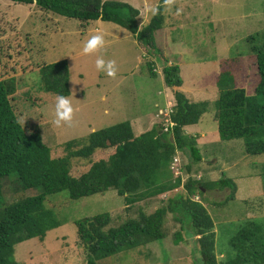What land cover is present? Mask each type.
I'll list each match as a JSON object with an SVG mask.
<instances>
[{
  "label": "rangeland",
  "instance_id": "obj_1",
  "mask_svg": "<svg viewBox=\"0 0 264 264\" xmlns=\"http://www.w3.org/2000/svg\"><path fill=\"white\" fill-rule=\"evenodd\" d=\"M150 3L158 6L160 0H150ZM177 9H182L179 15H176ZM164 15L165 25L159 31L163 37L160 39L158 32L156 38L166 53V60L161 56L154 59L145 56L128 29L107 21L104 24L116 27L102 26L101 31L106 33L105 47L97 53L83 55V45L95 33L93 28L97 23L83 26L78 19L46 11L36 3L0 0V79H16L18 88L12 99L15 111L20 120L26 121L28 130L32 127L39 130L51 147L52 156L64 155L65 144L70 139L125 120L131 121L136 134L153 125L161 126L156 103L164 104L165 100L159 91L168 93L169 99H175V91L166 85L162 68L159 69L163 78L150 74L147 61L154 60L159 67L170 61L180 65L183 84L176 90L185 93L190 90L193 94L186 95L191 100L197 98L194 101L216 100L220 85L228 83L227 78L221 79L224 71L232 73L237 87L245 88L250 94L255 91L260 80L255 53L264 45V0H176L170 10L164 9ZM67 20L71 21L70 26H63ZM101 56L116 62L115 78L96 69L95 61ZM64 58L70 67L71 94L67 98L75 111L71 125L57 128L52 124L57 96L42 88L40 69L44 64ZM197 90L202 92L194 93ZM198 124L199 131L191 134H197L204 158L192 164V175L212 180L230 177L237 184L236 195L231 200L228 199L233 189L229 187L192 196L202 200L215 220L216 250L221 260L231 252L229 238L233 223L240 218L264 216L260 175L264 169V153H247L242 138L221 139L214 105ZM200 129L206 137L198 135ZM113 150L110 148L107 152ZM176 156L187 172L190 156L179 151ZM96 159L74 158L73 174L86 171ZM182 171V181L186 182L188 172ZM183 186L133 205H127L115 189L80 199L70 198L66 190L48 195L46 205L56 211L61 225L50 230L43 240L31 238L18 243L15 257L21 264H83L87 250L80 241L76 220L109 212L111 225L117 226L128 218L138 217L141 210L152 213L167 205L170 197L184 191ZM5 192L8 203L37 193L15 191L10 182ZM181 228L175 213L169 211L164 222L167 236L162 241L125 248L98 263L202 264L196 255L199 236H186L182 231L185 239L175 243V233Z\"/></svg>",
  "mask_w": 264,
  "mask_h": 264
},
{
  "label": "trees",
  "instance_id": "obj_2",
  "mask_svg": "<svg viewBox=\"0 0 264 264\" xmlns=\"http://www.w3.org/2000/svg\"><path fill=\"white\" fill-rule=\"evenodd\" d=\"M12 1L36 3L46 11L82 21H112L134 34L144 55L157 54L165 59L155 40V32L165 23L163 0L158 5L160 14L144 24L140 23L138 11L131 3L122 0ZM255 58L260 80L253 93L237 87L232 73L224 71L220 76L227 78L228 83L224 85L221 80L220 94L214 101H194L185 92L175 90L171 114L175 125L169 131L160 124L136 134L131 121L125 120L68 140L64 147L66 153L58 157L52 156L51 147L38 129L28 130L18 123L20 119L12 103L18 88L16 79H0V264H21L15 257L18 243L31 238L43 240L50 230L61 225L56 211L46 205L48 195L66 190L70 198L80 199L115 189L127 205H133L170 193L180 185H184L185 192L179 191L170 197L167 205L152 213L141 210L138 217L128 218L117 226L111 225L109 212L76 220L80 241L87 250L83 264H99L100 259L125 248L162 241L167 236L164 222L169 211L182 223V230L175 233L176 244L185 239L182 231L186 236H199L196 255L202 264H264V216L236 220L229 238L231 252L219 259L215 220L202 200L192 196L229 187L233 189L228 199L231 200L236 195L237 184L230 177L212 180L192 175V164L202 162L204 156L198 136L185 131L186 125L198 123L214 105L221 139L242 138L247 153H264V45L255 53ZM147 65L150 74L155 76L154 60L147 61ZM40 72L42 88L47 92L65 97L71 94L66 58L44 64ZM163 74L167 86L174 88L183 84L178 64L165 63ZM110 148H114L111 153L107 152ZM178 151L190 156L188 173L182 166L188 174L186 182L170 167ZM93 157L97 159L91 161L86 171L73 174L74 158ZM260 175L264 188V169ZM8 182L15 191L37 193L8 203L5 199Z\"/></svg>",
  "mask_w": 264,
  "mask_h": 264
},
{
  "label": "clouds",
  "instance_id": "obj_3",
  "mask_svg": "<svg viewBox=\"0 0 264 264\" xmlns=\"http://www.w3.org/2000/svg\"><path fill=\"white\" fill-rule=\"evenodd\" d=\"M175 3L176 0H163V6L166 10H170ZM130 6L138 11L139 16L142 17L143 20L148 16L160 14V8L150 3V0H142V5L130 4ZM181 11L182 9H177L176 15H179ZM105 35L106 33L97 29L95 33L84 43L81 54L91 55L99 52L105 47ZM95 67L98 71L104 72L109 77L115 78L117 75L118 69L114 60L106 61L102 56L98 57L95 61ZM74 111L72 102L69 98L63 95L57 96L52 124L57 128L63 127L66 124L71 125L74 117ZM25 122L26 121L23 119L18 121L21 126H24Z\"/></svg>",
  "mask_w": 264,
  "mask_h": 264
},
{
  "label": "crops",
  "instance_id": "obj_4",
  "mask_svg": "<svg viewBox=\"0 0 264 264\" xmlns=\"http://www.w3.org/2000/svg\"><path fill=\"white\" fill-rule=\"evenodd\" d=\"M122 1H125V2H127L126 0H122ZM129 3H131V4H141L142 5V1H140V0H135L134 2L133 1H129ZM33 4V3H32ZM159 5V4H158ZM37 6V5H36ZM165 9V8H164ZM209 16H210V14H209ZM151 17L152 16H148L146 19H144L143 20V18L141 17V18H139L140 19V23L141 24H144V23H146V22H148L150 19H151ZM79 20V19H78ZM81 22H82V25L83 26H88V27H90V24L91 23H97V25L93 28V30H97V29H99V30H101V28H102V26H104V27H108V28H110V27H116V26H112L111 24H109V23H111L112 21H107V22H109L108 24H104L105 23V21L104 20H102V19H95V20H88V21H82V20H80ZM66 22H68V23H64L65 25H63V26H70V24H71V21L70 20H67ZM114 23V22H113ZM117 24V23H116ZM119 25V24H118ZM164 25H165V23H164ZM164 25H163V27H164ZM163 27L162 28H160V29H158L156 32H155V40H156V44H157V46L161 49V50H163V47L161 46V45H159L158 43H157V38H156V36L158 35V32L160 31V30H162L163 29ZM125 28V27H124ZM92 30V29H91ZM134 35V34H133ZM159 37H160V39H162V37H163V33L162 32H159V35H158ZM135 37V36H134ZM136 39V38H135ZM136 42H137V39H136ZM164 42H165V40H164ZM138 45V44H137ZM140 49V48H139ZM164 53V55H166V53H165V51H163ZM146 56V55H145ZM155 56H158L157 54H154V55H151L150 57H152L153 59H154V57ZM163 59V58H162ZM169 64H173V61H170L169 62ZM157 64H155V70H156V72H157V74L155 75V77H158V78H160V75H161V77L163 78V75L160 73L161 72V70L159 69V68H162V72H163V66L161 67H159L158 65L156 66ZM180 66V65H179ZM180 68H181V76H183L182 75V67L180 66ZM177 88H182L181 86L180 87H174V91L177 89ZM186 91V93H189V94H193V93H191V91L190 90H185ZM200 93V92H202V91H200V90H197V91H195L194 93ZM159 93L160 94H162L163 95V97H164V100H165V97H168V93H165L163 90H160L159 91ZM190 96V95H189ZM195 99H197V98H195ZM194 99V100H195ZM157 104V103H156ZM135 121V120H134ZM134 121H133V124H134ZM154 121H152V123H153ZM198 123H196V124H192V125H186L185 126V129H186V133H188V134H191V133H193L194 131H199V128H198ZM193 128V129H192ZM206 130H208V129H206L205 128V131ZM200 131L201 132H198V133H200V134H198V135H202L203 137H206V135L204 134V133H202V131L203 130H201L200 129ZM208 134V133H207ZM193 135H197V134H193Z\"/></svg>",
  "mask_w": 264,
  "mask_h": 264
},
{
  "label": "built area",
  "instance_id": "obj_5",
  "mask_svg": "<svg viewBox=\"0 0 264 264\" xmlns=\"http://www.w3.org/2000/svg\"><path fill=\"white\" fill-rule=\"evenodd\" d=\"M174 105H175V99L174 98L169 99L168 97H165L164 104L163 103L162 104H160V103L156 104V107H158L157 116L159 117L160 122H161L162 126L164 127L165 131H169L175 125V122L173 121V118L171 116V114L173 112ZM177 158H178V156H176V155L173 157L171 167H172L173 172L176 176H180V175L182 176L183 171H182L181 159L179 157L177 160ZM183 182H185V181L183 180Z\"/></svg>",
  "mask_w": 264,
  "mask_h": 264
}]
</instances>
